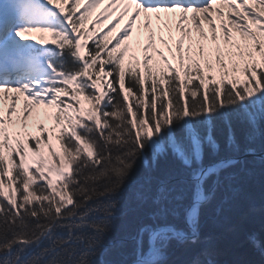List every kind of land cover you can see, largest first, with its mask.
Masks as SVG:
<instances>
[{"label": "snow or ice", "instance_id": "snow-or-ice-1", "mask_svg": "<svg viewBox=\"0 0 264 264\" xmlns=\"http://www.w3.org/2000/svg\"><path fill=\"white\" fill-rule=\"evenodd\" d=\"M257 139L264 0H0V264H95L126 192L150 206L129 264H167Z\"/></svg>", "mask_w": 264, "mask_h": 264}, {"label": "trees", "instance_id": "trees-1", "mask_svg": "<svg viewBox=\"0 0 264 264\" xmlns=\"http://www.w3.org/2000/svg\"><path fill=\"white\" fill-rule=\"evenodd\" d=\"M254 147L256 153L264 152L259 139ZM241 162L234 170L232 181L238 193L225 205L224 213L217 216L209 208L202 222V243L193 246L173 242L165 255L167 264H189L194 258L203 259L200 252L205 247L211 250L216 264H264V158L250 156ZM178 167L169 154L161 158L159 169L152 174L164 171L175 174ZM145 173V162L140 159L133 176ZM149 211V205L137 203L126 192L112 230L105 237L106 250L92 257L95 264H129L133 259L131 237L148 219ZM253 235L261 242V247L252 244L249 237Z\"/></svg>", "mask_w": 264, "mask_h": 264}, {"label": "water", "instance_id": "water-1", "mask_svg": "<svg viewBox=\"0 0 264 264\" xmlns=\"http://www.w3.org/2000/svg\"><path fill=\"white\" fill-rule=\"evenodd\" d=\"M250 156H254L256 158H264V152H260V153H255L254 155L252 154H244L242 156H240V160L246 158V157H250Z\"/></svg>", "mask_w": 264, "mask_h": 264}, {"label": "rangeland", "instance_id": "rangeland-1", "mask_svg": "<svg viewBox=\"0 0 264 264\" xmlns=\"http://www.w3.org/2000/svg\"><path fill=\"white\" fill-rule=\"evenodd\" d=\"M174 249V248H173Z\"/></svg>", "mask_w": 264, "mask_h": 264}]
</instances>
